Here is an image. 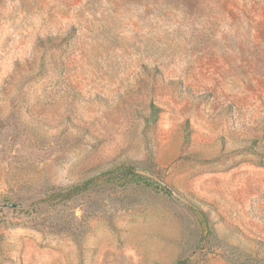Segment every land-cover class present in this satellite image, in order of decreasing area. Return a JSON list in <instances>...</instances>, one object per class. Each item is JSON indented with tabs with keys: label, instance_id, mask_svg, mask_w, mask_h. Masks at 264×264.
Returning a JSON list of instances; mask_svg holds the SVG:
<instances>
[{
	"label": "rangeland",
	"instance_id": "rangeland-1",
	"mask_svg": "<svg viewBox=\"0 0 264 264\" xmlns=\"http://www.w3.org/2000/svg\"><path fill=\"white\" fill-rule=\"evenodd\" d=\"M0 264H264V0H0Z\"/></svg>",
	"mask_w": 264,
	"mask_h": 264
},
{
	"label": "trees",
	"instance_id": "trees-1",
	"mask_svg": "<svg viewBox=\"0 0 264 264\" xmlns=\"http://www.w3.org/2000/svg\"><path fill=\"white\" fill-rule=\"evenodd\" d=\"M127 169H129V168H126L125 170H127ZM129 173L131 174V176L134 175V177L135 176L138 177L136 174H132L131 172H129ZM124 177H126L125 174H124V176L122 178L123 180H122L121 183H126L127 180H125ZM90 182L91 183H94V179L86 180V181H84L82 183H79V184H73V185H71L68 188L67 193H71V192H74V191L75 192L83 191V190H85V189H87L89 187L88 185L90 184ZM4 203H6V202H4Z\"/></svg>",
	"mask_w": 264,
	"mask_h": 264
}]
</instances>
